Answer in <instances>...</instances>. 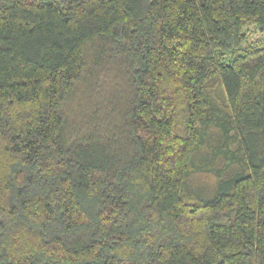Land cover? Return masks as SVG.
<instances>
[{
    "label": "trees",
    "instance_id": "16d2710c",
    "mask_svg": "<svg viewBox=\"0 0 264 264\" xmlns=\"http://www.w3.org/2000/svg\"><path fill=\"white\" fill-rule=\"evenodd\" d=\"M252 32L264 0H0V264H264Z\"/></svg>",
    "mask_w": 264,
    "mask_h": 264
},
{
    "label": "rangeland",
    "instance_id": "374dc122",
    "mask_svg": "<svg viewBox=\"0 0 264 264\" xmlns=\"http://www.w3.org/2000/svg\"><path fill=\"white\" fill-rule=\"evenodd\" d=\"M262 39H264V36L263 34L261 33H257V32H252L250 33V41L252 43H255L257 45H262ZM214 183L212 181H203V184H202V188L205 189V192H204V196L209 198L213 195V190H214V187H213Z\"/></svg>",
    "mask_w": 264,
    "mask_h": 264
}]
</instances>
